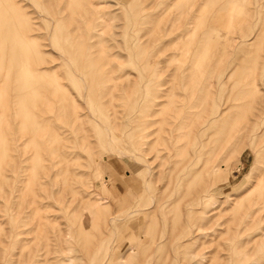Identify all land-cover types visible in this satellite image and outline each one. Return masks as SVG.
<instances>
[{"label":"rangeland","instance_id":"rangeland-1","mask_svg":"<svg viewBox=\"0 0 264 264\" xmlns=\"http://www.w3.org/2000/svg\"><path fill=\"white\" fill-rule=\"evenodd\" d=\"M10 2H12L13 5L12 3L10 4ZM53 2L54 0H0V10H2V14H5L3 16L0 14V21L2 20L1 16L3 18L8 16L7 20L5 18L6 21L3 19L4 22L2 21L0 23V26H2L0 27V29L2 28V33L0 31V43L1 39L8 36V38H12L11 41L13 42L12 44L8 41L9 39L2 41L3 46L0 49V53H2V55L4 54L2 62L3 72L6 71L7 73L8 66L6 67V65H11L9 63L11 61H13V67L11 66V69L14 68L16 71L19 70L17 69V64H15L17 62L14 63L16 60L14 58L16 54L22 52L21 55L19 54L18 56L20 57L22 54H26L21 58L23 59L24 57L23 60L26 66L30 67L27 68L31 71V81H34L35 87H38H36V90L31 91V93L29 91L26 93V91L22 90L23 93L21 94L20 92L21 96L19 95L20 97H17L20 99H23V97L27 98L25 106L26 108H28L27 106L29 105V107H31L28 108V110L32 113L29 117H32L29 119L27 118V122L33 124V129L31 131L27 130L26 133L19 134L21 133L19 132V118L17 120L14 114H12L16 112V108L18 107L16 103H12L14 100L13 98V100H11L12 102L9 111L6 113V115H8L7 118L10 119V123H15H13L11 131L14 126L15 128L12 133L9 131L10 136L12 135L11 137L9 136V148L12 154L8 151V154L11 155H8L3 163L0 162V168L4 165L0 169V207L3 203L2 209L0 210L2 211L0 212V224L6 230V232H4V229L2 228V233L8 234L9 232L8 235L5 234L7 238L4 236L1 238L4 234L0 235V247H3L0 248V264H22V261L25 262L23 264H43L44 262V264H51V262L52 264H264V259L261 258L264 252V243L255 242L242 244L241 242V239L246 237L248 233L252 231L249 230L248 226H246L243 221L244 212L242 211H245L244 205L252 198V196L246 197L245 191L252 182L255 181L257 177L256 175L259 174L262 165L264 166V155L262 157V155L259 154L258 158H256L255 155L256 151L260 148V142L264 141V122H261L262 126L259 125V122L264 119V0H56L54 3ZM82 2H84V5L81 8ZM2 6L6 7V10ZM83 8L85 10H83ZM11 11L14 13H12L13 17L9 16ZM5 12H8L7 15ZM71 15L74 17L72 18ZM10 18H15V20H11ZM12 21V25H8L11 24ZM2 23H4V25ZM15 27L17 30L13 29ZM23 28L27 32H24L25 30ZM6 29H10L9 31H11V33ZM18 29H20L21 33ZM14 31L16 33L18 31L19 35H16L19 37L15 35ZM3 33H5L6 36ZM11 34H13L12 37L10 36ZM21 40H24L22 45H20L22 42ZM15 41L17 44L19 43L18 46H21V50L19 48H15V50L13 49V47H17ZM89 42L91 44H89ZM5 43H8L6 44L7 46ZM86 43L88 44L84 46ZM9 45L10 47H8ZM11 45H13V47H11ZM23 45L27 46L25 49L26 51L22 49ZM4 47L6 48L4 49ZM7 49L8 51L10 50L9 53H6L8 52ZM13 50L17 52L20 51L18 53H13ZM10 54H13L12 57H9ZM34 54L37 55L35 56ZM6 56H8L7 59L9 60L4 58ZM18 56H16L17 59H21L18 58ZM29 57L34 59H28ZM91 57L94 58H92L93 61L97 62H93ZM34 63L37 66H35ZM5 67L7 69H4ZM95 70H97L98 73ZM11 71L12 77H14L13 75L18 76L15 71ZM85 72L89 73L86 74ZM82 73L84 77L82 76ZM86 78L88 79V82H84L86 81ZM104 78H108V80L105 79L104 82ZM40 82L42 83L40 84ZM43 82H47V85ZM85 83H87L88 88ZM39 84L40 86H38ZM92 84L95 85L93 86ZM47 86L50 88H46ZM94 87L96 88L94 89ZM112 88H115V90H112ZM40 89H42V93ZM63 89L65 91H63ZM89 89L90 91H88ZM14 91L15 89L12 94ZM111 91L113 94H110ZM161 91L164 96L166 95V97H160L161 99H164L162 101L157 97ZM67 92H69L68 96L66 95ZM51 93L54 95L53 98ZM27 94H31L33 98ZM186 96H188V98ZM194 96L196 97V102L202 105V108L210 109V105H214L213 109H215L220 103H225L226 105L225 101H227L228 105L230 100L232 103L234 102V107L231 108V110H229L218 122L222 125V129H219L222 130V132L218 130L219 133L216 134L215 141L217 138H219V140L227 138L228 140V147L226 145V149H219L220 152L215 150L216 152H219L217 158L218 162H215V164L220 163V166L217 165L219 168L215 170L216 173H208L210 172V169H208L210 167L209 163L207 168L194 175V177H192L193 179H191V176H186L187 178H182L180 176L178 170L179 167H176L178 165L176 161L181 158L180 155H183V152L181 149V152L176 150L173 151L172 148L175 146L177 141V139L175 141V138L178 135L173 126L177 120V111H179L185 103L188 105L187 102L191 101V98L194 99ZM37 97L40 100L37 99ZM62 97L63 99H61ZM64 98L67 100L65 101L66 106L64 105ZM160 102H164V104H161ZM158 103H160V106L158 105L157 107L155 104ZM72 105L74 106L72 107ZM12 106L13 108L17 107L12 109ZM45 106H48L49 108H46ZM56 106L57 108L60 106V108H58L59 111ZM75 106L77 108H75ZM66 107H70V110ZM63 109L66 112H64ZM159 110L161 111L158 112ZM0 111V119H2L0 120L1 126L5 119L4 115L2 116L3 112L1 104ZM35 111H38L40 114ZM60 111H63L66 115ZM154 111H156V113ZM149 112H151L152 115L155 113L153 116L150 115L152 116V119L148 116ZM55 113L58 117L54 116ZM157 113L159 114L157 115ZM70 114L77 115V118L74 115L72 118V115ZM259 114L262 115V118H256L259 117ZM10 116L12 119L9 118ZM69 116L72 120L74 119V121H72ZM64 117L71 121L68 120V122H66L67 120ZM148 120H157V123L154 127L147 129ZM16 122L18 126L16 125ZM81 122L83 123L81 124ZM34 123H36L35 127ZM81 125L83 127H81ZM170 125L173 126L174 129L171 128ZM45 127L48 128L46 129ZM228 127L233 128L234 131H232V133L236 134L232 141H229L230 137L227 135L228 130L225 129ZM70 128L71 130L69 131ZM223 128L225 130H223ZM46 130L49 135L46 134ZM153 131L155 132L152 136H148L147 139L144 138L146 132L150 134ZM172 133L174 134V137H172ZM209 134L205 136L206 138L209 137V139H207L208 142L206 141L207 143L205 142V145H201V149H198L199 151L201 150V153L199 152L198 156L200 155V158H203L204 161L203 159H199L200 162L196 163L197 166H201L202 162L205 163L210 156L211 158L213 157L210 155L211 149V153H214L212 144L208 145V143H210ZM17 135H19V137L21 136V139L17 138ZM32 135L39 142V146L36 147V149H38V156L36 150L31 148L32 144L30 145L29 142V138H31ZM169 135L173 140L168 139L170 138ZM73 136L76 138L75 140ZM68 138H70V140ZM164 139L170 142H167V145H170L169 147L171 150L168 149V152H170L167 153L168 159L164 163L162 162L163 165L160 166V158L157 157V159H151L153 155L149 154V150L152 148L150 153H155V149L163 146L161 144L164 142ZM152 140H155V142L152 144L151 148L149 147L150 145L146 146L144 144V141L149 143ZM172 142L174 143V146H171V144H173ZM182 142L185 141H181V143ZM191 144L193 145V142ZM70 145L75 151L72 150ZM188 147L192 148L191 145H188ZM1 151L3 153V150ZM1 151L0 155L2 154ZM51 151L53 153H50ZM171 152H173V154ZM55 154L57 155L55 156ZM178 154L180 155L178 156ZM37 157H41L43 161ZM21 160H23L22 163L20 162ZM15 161L18 163L17 165L15 164ZM52 161L53 163H51ZM256 162L260 166L258 165L257 167ZM20 163L23 165L21 166ZM67 163L68 165H64ZM80 164L82 166H80ZM83 164L85 167H83ZM14 165L16 167H14ZM18 165L20 166L17 167ZM9 166H12L13 168ZM14 168H17L15 169V173L20 168L17 174L14 173ZM44 168H47V170ZM64 169L69 170L67 171L68 173L64 171ZM42 171L44 173L47 172L46 175ZM49 171H54V174L52 173L53 176ZM36 172L38 173L37 176H39L37 177V181L41 179V182L39 181L38 184L40 185L42 183L40 186L37 185L38 182L33 178V176L36 175ZM9 175L11 176L9 177ZM63 175L64 177H62ZM101 175L104 176V178ZM5 177L10 180L6 181ZM19 177L21 179H19ZM12 178H15L13 179V182H11ZM81 178L84 183H82L83 181H81ZM113 178L121 179V181L116 179L113 180ZM102 180L107 182H103ZM34 181L37 183L35 182L33 184ZM72 181L74 183H72ZM79 181L82 185L78 187V185L81 184ZM115 181H118V185ZM30 182H32L31 184L33 185H31ZM188 182L192 184L190 185ZM193 182H195L194 185ZM205 182L206 184H204ZM68 183L69 186L71 183V186L74 185V188H72L74 190H70L71 186L70 189H68ZM129 183L133 185L128 186L130 185ZM75 184L77 187H75ZM83 184L85 190L83 189ZM185 184L187 186L190 185L189 187L191 191L188 190L187 186L184 187ZM203 184L207 191L206 210H214L205 213L203 212L204 206H201L197 210L198 213L194 216L190 217L188 212H185L184 214V211L187 210L188 198L190 197L189 192L192 193L196 189V186L200 188V185ZM61 186L65 187L64 190ZM118 186L121 188L127 186L128 188H123L125 191L123 190V192H119ZM1 187H3L5 193L4 191H1ZM46 187L47 190L49 188L48 191L46 190ZM81 187L83 188L81 189ZM186 187L187 190L184 189ZM36 188L40 190H37ZM112 188H115L114 191ZM66 189H68L67 192ZM110 189L112 190L111 195ZM133 189L134 192H129ZM26 190L29 191L27 192ZM33 190L34 192L36 191L35 193L38 192L35 196L40 198L36 197L39 201L35 196L33 198L36 200L32 198L33 195L31 193ZM116 190L118 192H116ZM182 191H184L185 194ZM6 192L7 195H5ZM77 192L80 193V196H78L79 194ZM27 193L32 196L29 197V194ZM117 193L119 194L117 195ZM48 194L49 196H47ZM134 194H136V196ZM210 194L211 196H209ZM27 197L28 199H26ZM22 199L23 202L21 203L20 201H22ZM55 199L61 204H58L57 200V203L55 204ZM129 199L130 201H128ZM85 200L86 202H89L85 203ZM6 201L7 204L5 205ZM222 201H226V203H221ZM236 201H240V204H236ZM63 202H65L66 205ZM19 203L22 205H19ZM51 203L52 206H49ZM76 205H78V207ZM80 205L83 207L82 209ZM136 205L145 206L144 208L146 210L144 212H135L132 208ZM74 206L77 208V211H79L77 214V211L73 210ZM237 206L239 208H237ZM9 207L10 209H8ZM33 207L36 208L34 209ZM46 207H48V209H46ZM52 207L55 209L54 211H51L53 210ZM66 207L67 211L65 210ZM19 209L23 212H20ZM40 209H45V212ZM70 209L72 211H70ZM84 209L88 212L85 210V213ZM155 209H157V211ZM18 210L20 215L22 214L24 218L20 215L18 217ZM14 211L15 215L12 213ZM80 211L83 212L81 213ZM94 211H97L98 213ZM70 212H74L75 215ZM8 214H10V216ZM78 216H80V219ZM35 217H40L37 219L40 220L39 223ZM105 217L106 221H110H108L109 224H105L107 223L104 221ZM71 218L75 220L74 223H72L73 220H71ZM195 219L198 220L196 221ZM35 220L36 222H34ZM43 220L46 222H43ZM35 223L38 224L36 225ZM13 224L15 225L13 226ZM22 224L24 225L22 226ZM76 224L79 225V227ZM35 225L37 226L36 230L34 228ZM39 225L40 227L43 225L48 228L50 235L54 232L49 240H52L54 236L56 237V234L57 236L62 235L60 243H62L63 246L60 249L57 246L56 249H52L54 252L49 254L48 258L45 257L47 256L45 247V255L41 252L43 248L41 247L40 249V246L43 245H39V241H41L38 239V236L41 235V229L40 227L38 228ZM43 226L41 227L42 229L44 228ZM52 226L53 228L51 229ZM54 226H56L55 228L61 229L59 231L58 229L52 231ZM97 226H99L100 229L99 227L97 228ZM26 228L28 229L25 230ZM80 228L82 229L80 230ZM37 229L38 232H36ZM81 231L82 233L87 232L88 235L87 233H84L86 236L84 234L80 236ZM23 232L25 235L27 232V235L29 236L32 233L35 235V238H30L33 235L29 238L27 235H23L22 237V234H24ZM89 232H94V235L96 236H93V234H90ZM130 232H133L132 235ZM34 233H38V235L36 236ZM133 234H136V236L134 237ZM17 235H19V237H17ZM77 235L78 237H81H79L81 243L79 238L77 239ZM12 236L13 239L16 238L14 241ZM82 238H85L84 243H89L87 246L86 244H82ZM36 239H38V241H36ZM3 240L6 241V243L2 242ZM31 240H34L32 241V244H35L33 247H36L37 245L38 247L31 248ZM90 240L91 242H89ZM50 243L53 244L54 240L50 241ZM19 246H21V248ZM22 246L23 248H26V254L24 253L25 248L22 252ZM29 246L31 252L33 251L32 253L30 252V248H27ZM58 246L61 245L59 244ZM35 250L36 252H34ZM87 250H89L90 253L92 252V255ZM3 251L5 252L2 253ZM38 252H40V254L42 253L39 257L37 255ZM19 253H22L24 259ZM26 255H28V259ZM29 255L33 256L30 257ZM35 255H37V257ZM42 255L44 256L41 257ZM49 256L51 257L50 259ZM43 258L49 260L46 262V260L43 261ZM106 258L108 259L106 260Z\"/></svg>","mask_w":264,"mask_h":264},{"label":"bare ground","instance_id":"bare-ground-1","mask_svg":"<svg viewBox=\"0 0 264 264\" xmlns=\"http://www.w3.org/2000/svg\"><path fill=\"white\" fill-rule=\"evenodd\" d=\"M7 1V0H6ZM56 0H54V2H55ZM59 1V0H58ZM2 2V1H1ZM53 2V3H54ZM78 2V1H77ZM9 3V2H8ZM7 3V4H8ZM12 2H10V4H11ZM30 3V2H29ZM52 3V4H53ZM67 3V2H66ZM75 3V2H74ZM81 3V2H80ZM84 2H82V6H81V8L83 7V4ZM86 4V3H85ZM12 5H13V3H12ZM17 5V4H16ZM67 5V4H66ZM76 5V4H75ZM1 6V5H0ZM4 6V5H3ZM2 6V7H3ZM6 6V5H5ZM8 7H9V5H8ZM7 7V8H8ZM14 7V6H13ZM16 7V6H15ZM1 8V7H0ZM3 8H5V10H6V7H3ZM66 8V7H65ZM85 8V7H84ZM83 8V10H85ZM91 8V7H90ZM9 9V8H8ZM21 9V8H20ZM65 10V9H64ZM76 10V9H75ZM1 11V13L0 14H2V10H0ZM58 11V10H57ZM67 11V10H66ZM23 12V11H22ZM87 12V11H86ZM201 12V11H200ZM199 12V13H200ZM6 13V12H5ZM8 13V12H7ZM7 13H6V15H7ZM12 11H11V14L9 15V16H11V17H13L12 16ZM18 13V12H17ZM17 13H16V15H17ZM24 13V12H23ZM76 13V12H75ZM79 13V12H78ZM14 14V13H13ZM26 14V13H25ZM88 14V13H87ZM3 15H5V14H2V16ZM15 15V16H16ZM1 16V21H0V23L3 21V19L5 20V18H6V20L8 19V16L7 17H5V18H3ZM19 16V15H18ZM72 16V15H71ZM24 17V16H23ZM26 17V16H25ZM74 16H72V18H73ZM65 18V17H64ZM11 19V18H10ZM9 19V20H10ZM13 19V18H12ZM11 19V20H12ZM17 19V18H16ZM5 20V21H6ZM13 20H15V18L13 19ZM16 21H18V20H16ZM55 21V20H54ZM4 22V21H3ZM9 23V22H8ZM7 23V24H8ZM12 23H13V21L11 22V24H8V25H12ZM18 23V22H17ZM54 23V22H53ZM3 25H4V23H2ZM1 25V24H0ZM7 25V26H8ZM24 25V24H23ZM54 25V24H53ZM10 26H8V27H10ZM16 26V25H15ZM19 26V25H18ZM21 26V25H20ZM0 27H2V26H0ZM22 28V27H21ZM12 29V28H11ZM13 29H16V27L15 28H13ZM24 29V28H23ZM22 29V30H23ZM62 29V28H61ZM2 30V28L0 29V31ZM3 30H5V29H3ZM6 30H8V32H10L11 33V31H9L10 29H6ZM17 30V29H16ZM15 30V31H16ZM19 30V32H20V29H18ZM25 30V29H24ZM14 31V32H15ZM5 32V31H4ZM24 32H27L26 30L24 31ZM92 32H93V30H92ZM1 33H2V31H1ZM21 33V32H20ZM61 33V32H60ZM4 35H5V33H3ZM9 34V33H8ZM7 34V35H8ZM14 34V33H13ZM13 34H11L10 36L12 37L13 36ZM19 35L18 34V31H17V33L15 32V35ZM25 34H27V33H25ZM16 35V36H17ZM24 35V34H23ZM1 36V35H0ZM3 36V35H2ZM6 36V35H5ZM29 36V35H28ZM58 36H59V34H58ZM9 37V36H8ZM8 37H5L4 39H1V43H0V49H1V47L3 46V43H2V41L3 40H6V39H9L8 41H10L12 44H13V42L11 41L12 40V38L10 39V38H8ZM15 37V36H14ZM17 37H19V36H17ZM17 37H15V38H17ZM32 37V36H31ZM63 37V36H62ZM90 37V36H89ZM14 38V39H15ZM25 38H26V36H25ZM24 38V39H25ZM30 38V37H29ZM23 39V38H22ZM32 39V38H31ZM88 40V39H87ZM16 41H18V40H16ZM15 41V42H16ZM22 41V42H21ZM21 41H19V42H21V44L20 45H22V43H23V41L24 40H21ZM5 42V41H4ZM9 42V43H10ZM27 42H28V40H27ZM33 43V42H32ZM6 44H8V43H5V45ZM15 44H17V42L15 43ZM14 44V45H15ZM24 44H25V42H24ZM88 43H86V44H84V46L85 45H87ZM89 44H91L90 42H89ZM95 44V43H94ZM19 45V43L16 45L17 47H13V45H11V47H13V49L15 50V48H21V46H18ZM119 45V44H118ZM145 45V44H144ZM7 46V45H6ZM32 46V45H31ZM36 46V45H35ZM38 46V45H37ZM8 47H10V45L8 46ZM24 47V48H23ZM29 47V46H28ZM68 47V46H67ZM90 47V46H89ZM6 47H4V49H5ZM27 48V46H25V45H23L22 46V49H26ZM86 48V47H85ZM111 48V47H110ZM8 49H10V48H8ZM8 49H7V51H8ZM28 49H30V48H28ZM84 49V48H83ZM11 50H12V48H11ZM12 51L13 53L15 52H17V51ZM21 50V49H20ZM19 50V51H20ZM37 50V49H36ZM70 50V49H69ZM90 50H92V49H90ZM5 51V50H4ZM18 51V52H19ZM23 51V50H22ZM26 51V50H25ZM24 51V52H25ZM86 51V50H85ZM84 51V52H85ZM1 52V51H0ZM6 52V51H5ZM5 52H3V53H5ZM10 52V50L8 51V52H6V53H9ZM17 52V53H18ZM28 52H30V51H28ZM38 52V51H37ZM41 52V51H40ZM39 52V53H40ZM54 52V51H53ZM90 52V51H89ZM21 53L22 52H20V53H18V54H16L15 55V58L14 59H16L15 61H14V63L15 62H17V63H15V64H17L16 66H17V69H19V70H17L16 71V69L14 70V68H12L11 69V66H12V63H13V61H11V59H10V61L11 62H9L11 65H6V67L8 68V70H7V73H6V71L5 72H3V55H2V53H0L1 55H0V104H1V109H2V112H3V114H2V116L4 115V122L1 124V126H0V149L1 150H3V153H2V151H1V155H0V162L1 163H3V161L5 160V158L6 157H8V155H11L12 153H11V151H10V148H9V138L12 136H10V132L12 133V131H14V128H15V126H14V128H13V130L11 131V127H12V125H13V123L14 122H12V123H10V119H8L7 118V116L8 115H6V113H8V111H9V108H10V106H11V100H13V102L12 103H16V105L18 106H16V107H14L13 108V106H12V109H15L16 108V112H14V113H12V114H14V116L17 118V120H18V118H19V132H21V133H19V134H24V132L26 133L27 132V130H29V131H31L32 129H33V124L31 123V122H27V118L29 119V118H31V117H29L30 115H32V113L30 112V110H28V108H31V107H29V106H27L28 108H26V106H25V103H26V99L27 98H24L23 97V99H20V98H17L19 95H20V92H21V94L23 93L22 92V90L23 91H26V93H28L27 91H29L30 93H31V91H34V90H36V87H35V83H34V81L32 82L31 81V71L27 68V67H29V66H26V64H25V62H24V57H23V59L21 58L22 56H25L26 54H22V56H18L19 54L21 55ZM35 53V52H34ZM71 53V52H70ZM41 54V53H40ZM83 54V53H82ZM12 55L13 54H10V56L9 57H12ZM33 55V54H32ZM35 55V54H34ZM37 55V54H36ZM35 55V56H36ZM42 55H44V54H42ZM93 55V54H92ZM16 56H18V58H21V59H17V57ZM38 56H39V54H38ZM7 57L8 56H6V57H4V58H6V60H9V59H7ZM64 57V56H63ZM80 57V56H79ZM84 57H85V55H84ZM83 57V58H84ZM100 57V56H99ZM82 58V57H81ZM80 58V59H81ZM88 58V57H87ZM92 58L93 57H91V60H92ZM13 59V58H12ZM28 59H31L30 57L28 58ZM34 59V58H33ZM33 59H31V60H33ZM35 59H36V57H35ZM44 59H45V56H44ZM67 59V58H66ZM94 59V58H93ZM5 60V59H4ZM19 62H18V61ZM22 60V61H21ZM38 60V59H37ZM84 60V59H83ZM86 60V59H85ZM90 60V61H91ZM100 60H101V58H100ZM105 60V59H104ZM103 60V61H104ZM115 60V59H114ZM77 61H79V60H77ZM93 61V60H92ZM91 61V62H92ZM7 62V61H6ZM82 62V61H81ZM84 62V61H83ZM93 62H97V61H93ZM114 62V61H113ZM33 63V62H32ZM45 63H46V61H45ZM86 63V62H85ZM102 63V62H101ZM104 63V62H103ZM110 63V62H109ZM196 63V62H195ZM35 64V63H34ZM43 64V63H42ZM72 64V63H71ZM82 64V63H81ZM80 64V65H81ZM97 64H99V63H97ZM146 64V63H145ZM32 65V64H31ZM83 65H84V63H83ZM111 65V64H110ZM16 66H15V68H16ZM35 66H37L36 64H35ZM95 66V65H94ZM103 66V65H102ZM101 66V67H102ZM4 68V69H7V68ZM13 67V66H12ZM64 67V66H63ZM89 67V66H88ZM109 67V66H108ZM30 68V67H29ZM37 68V67H36ZM90 68V67H89ZM117 68V67H116ZM13 70V71H15L16 73V75H18V76H15V75H13L14 77H12L11 76V70ZM32 69V68H31ZM39 69V68H38ZM93 69V68H92ZM99 69H100V66H99ZM111 69V68H110ZM151 69V68H150ZM40 70V69H39ZM47 70V69H46ZM79 70V69H78ZM84 70V69H83ZM89 70V69H88ZM11 71V72H10ZM35 71V70H34ZM34 71H32V72H34ZM43 71V70H42ZM85 71V70H84ZM93 71V70H92ZM95 71H97V70H95ZM81 72V71H80ZM116 72V71H115ZM6 75H5V74ZM38 73V72H37ZM75 73V72H74ZM86 74H88L89 72H85ZM85 73H84V75H85ZM92 73V72H91ZM97 73H98V71H97ZM44 74V73H43ZM76 74V73H75ZM45 75V74H44ZM47 75H48V73H47ZM52 75V74H51ZM55 75V74H54ZM89 75H91V74H89ZM57 76V75H56ZM82 76H83V73H82ZM88 76V75H87ZM96 76V75H95ZM55 77V76H54ZM57 77H59V76H57ZM81 77V76H80ZM84 77V76H83ZM89 77V76H88ZM32 78H33V76H32ZM46 78V77H45ZM89 78H91V77H89ZM103 78V77H102ZM54 79V78H53ZM84 79V78H83ZM105 79L106 78H104V82H105ZM34 80V79H33ZM47 80V79H46ZM60 80V79H59ZM91 80V79H90ZM106 80H108V78L106 79ZM110 80V79H109ZM38 81H41V80H38ZM42 81H43V78H42ZM103 81V80H102ZM53 82V81H52ZM84 82H88V79L86 78V81H84ZM90 82V81H89ZM95 82V81H94ZM125 82V81H124ZM39 83V82H38ZM42 82H40V84H41ZM44 84H46L45 82H43ZM33 84H34V88H33ZM40 84L38 85V86H40ZM60 84V83H59ZM78 84V83H77ZM86 84V87L88 88V86H87V83H85ZM114 84V83H113ZM118 84V83H117ZM129 84V83H128ZM12 85H14V86H12ZM47 85V84H46ZM45 85V86H46ZM93 85V84H92ZM95 85V84H94ZM93 85V86H94ZM105 85H106V83H105ZM108 85V84H107ZM110 85V84H109ZM44 86V85H43ZM42 86V87H43ZM49 86V85H48ZM46 87V88H50V87ZM59 86H61V85H59ZM63 86V85H62ZM54 87V86H53ZM89 87H90V85H89ZM113 87V86H112ZM114 87H115V85H114ZM117 87V86H116ZM124 87V86H123ZM38 88V87H37ZM40 88V87H39ZM56 88V87H55ZM55 88H52V89H55ZM64 88V87H63ZM86 88V89H87ZM96 87H94V89H95ZM125 88V87H124ZM11 89H15V91H14V93L12 94V92H13V90H11ZM57 89V88H56ZM92 89V88H91ZM98 89H99V87H98ZM101 89V88H100ZM41 90V93H42V89H40ZM40 90H38V91H40ZM97 90V89H96ZM112 90H115V88H112ZM118 90V89H117ZM11 91V92H10ZM44 91H46V90H44ZM63 91H65L64 89H63ZM88 91H90V89L88 90ZM36 92V91H35ZM46 92H48V91H46ZM50 92H52V91H50ZM54 92V91H53ZM98 92V91H97ZM58 93H59V91H58ZM57 93V94H58ZM69 92H67L66 93V95L68 96L69 94H68ZM93 93H94V91H93ZM99 93V92H98ZM102 93V92H101ZM120 93V92H119ZM125 93H127V92H125ZM24 94H25V92H24ZM39 94H40V92H39ZM100 94V93H99ZM110 94H113V92L111 91V93ZM209 94V93H208ZM28 95V94H27ZM27 95H25V96H27ZM30 95V97L31 98H33L32 96H31V94H29ZM28 95V96H29ZM51 95H52V98H53V94L51 93ZM50 95V96H51ZM62 95V94H61ZM21 96V95H20ZM19 96V97H20ZM22 96H24V95H22ZM36 96V95H35ZM59 96H60V94H59ZM90 96H91V92H90ZM105 96V95H104ZM111 96V95H110ZM113 96V95H112ZM115 96V95H114ZM123 96V95H122ZM161 96H164L163 95V93H162V91L158 94V98H160ZM10 97H11V99H10ZM29 97V98H30ZM72 97V96H71ZM96 97V96H95ZM164 97H166V95L164 96ZM187 98H188V96H186ZM191 97H193V96H191ZM195 97V96H194ZM211 97V96H210ZM13 98V99H12ZM28 98V99H29ZM51 98V99H52ZM59 98V97H58ZM111 98V97H110ZM114 98V97H113ZM163 98V97H162ZM186 98V99H187ZM37 99H39L38 97H37ZM45 99V98H44ZM49 99V98H48ZM61 99H63V97L61 98ZM69 99H70V96H69ZM104 99V98H103ZM117 99V98H116ZM190 99V98H189ZM193 98H191V101H188L187 103H188V105H186V103H185V105H183V107L179 110V111H177V120L175 121V125L173 124V126L175 127V129L173 128V126H171V128H173L174 130H176V132L178 133V135H177V137L175 138V141H176V139H177V141H176V143H175V146H174V143L173 144H171V146H174L172 149H173V151L174 150H176V151H180V149L182 150V152H183V155H180V154H178V156L180 155L181 156V158H179V160L178 161H176V163L178 164L176 167L178 168V170H179V172H180V176L183 178V177H186V176H191V179H193L192 177H194V175H196L197 173H200V172H202L205 168H207L208 167V164L210 163V167L208 168V169H210V172H208V173H214L215 172V170L216 169H218L219 168V166H220V163H217V164H215V162L217 161V158H218V153L220 152V150L219 149H226L227 147H228V140H227V138H222L221 140H219V138H217L216 139V141H215V136H216V134L217 133H219V131L220 132H222V130H219L220 128L222 129V125H220L218 122H219V120H221L226 114H227V112L229 111V110H231V108H233L234 107V102L232 103V101H231V103H230V101H229V103H230V105H229V103H228V105H227V101H225L226 102V105H225V103L223 104V103H220L218 106H216L215 107V109H213L214 108V105L212 106V105H210V109H207V108H202V105H200L199 103H197L196 102V97L192 100ZM202 99V98H201ZM36 100V99H35ZM35 100H34V102H35ZM40 100V99H39ZM54 100H55V98H54ZM84 100V99H83ZM98 100V99H97ZM105 100H106V98H105ZM108 100V99H107ZM110 100H112V99H110ZM160 100L162 101V100H164V99H161L160 98ZM211 100V99H210ZM234 100V99H233ZM29 101V100H28ZM32 101V100H31ZM30 101V102H31ZM58 101H59V99H58ZM58 101L56 100V102L58 103ZM64 105H65V101H67V100H65V98H64ZM113 101V100H112ZM186 101V100H185ZM29 102V103H30ZM33 102V103H34ZM37 102V101H36ZM47 102H48V100H47ZM49 102H50V100H49ZM51 102H53V101H51ZM55 102V101H54ZM60 102V101H59ZM166 102V101H165ZM38 103V102H37ZM73 103V102H72ZM75 103V102H74ZM112 103V102H111ZM161 103V102H160ZM160 103H158V104H155L157 107H158V105L160 104ZM60 104V103H59ZM58 104V105H59ZM69 104V103H68ZM76 104V103H75ZM161 104H164V102L163 103H161ZM211 104V103H210ZM35 105V104H34ZM34 105H33V107H34ZM36 105H38V104H36ZM45 105V104H44ZM48 105H50V104H48ZM57 105V106H58ZM63 105V106H64ZM81 105V104H80ZM96 105V104H95ZM98 105V104H97ZM118 105V104H117ZM225 105V106H224ZM42 106V105H41ZM51 106V105H50ZM57 106H56V108H57ZM66 106V105H65ZM65 106H64V108H65ZM69 106V105H68ZM74 105H72V107H73ZM77 106V105H76ZM75 106V108H77ZM84 106V105H83ZM155 106V107H156ZM160 106V105H159ZM46 107V106H45ZM71 107V106H70ZM69 107V108H70ZM41 108V107H40ZM42 108H44V107H42ZM46 108H49L48 106L46 107ZM46 108H45V110H46ZM51 108V107H50ZM53 108V107H52ZM58 108H60V106L58 107ZM57 108V110L59 111V109ZM63 108V107H62ZM67 108V107H66ZM69 108H67V109H69ZM85 108V107H84ZM112 108H113V106H112ZM160 108V107H159ZM184 108H186V109H184ZM11 109V110H12ZM66 109V110H67ZM86 109V108H85ZM11 110H10V112H11ZM32 110V109H31ZM34 110H35V108H34ZM37 110V109H36ZM70 110V109H69ZM79 110V109H78ZM77 110V111H78ZM38 111H40V110H38ZM36 112V113H39V112ZM63 111H64V109H63ZM62 111V112H63ZM75 111H76V109H75ZM96 111V110H95ZM157 111V110H156ZM156 111H154L155 113H156ZM161 110H159L158 112H160ZM245 111V110H244ZM1 112V111H0ZM13 112V111H12ZM33 112V111H32ZM61 112V111H60ZM61 112V113H62ZM64 112H66V111H64ZM63 112V114H65ZM68 112V111H67ZM152 112V111H151ZM151 112H149L148 114V116H149V118L150 119H152V116L155 114H153L152 115V113ZM34 113V112H33ZM43 113V112H42ZM45 113V112H44ZM46 113H47V110H46ZM58 113V112H57ZM75 113V112H74ZM89 113V112H88ZM97 113V112H96ZM113 113V112H112ZM117 113V112H116ZM115 113V114H116ZM10 114V113H9ZM11 114V115H12ZM40 114V113H39ZM48 114H49V111H48ZM48 114H46V115H48ZM76 114H77V112H76ZM79 114V113H78ZM90 114V113H89ZM114 114V113H113ZM159 113H157V115H158ZM66 115V114H65ZM68 115H69V113H68ZM70 115H72V114H70ZM74 115V114H73ZM73 115H72V118H73ZM150 115H152V116H150ZM160 115H162V114H160ZM6 116V117H5ZM13 116V117H14ZM54 116H57L56 115V113H55V115ZM74 116H76V118H77V115H74ZM259 117H256V118H262V115L261 114H259L258 115ZM34 117H36V116H34ZM48 117V116H47ZM58 117V116H57ZM56 117V118H57ZM67 117V116H66ZM70 117V116H69ZM68 117V118H69ZM155 117V116H154ZM2 118V117H1ZM9 118H11L12 119V117L10 116ZM37 118V117H36ZM35 118V119H36ZM52 118V117H51ZM65 118V117H64ZM71 118V117H70ZM72 118H71V120H72ZM75 118V117H74ZM81 118V117H80ZM38 119V118H37ZM55 119V118H54ZM67 121L66 122H68V120H70V119H67V118H65ZM83 119V118H82ZM0 120H2V119H0ZM16 120V119H15ZM15 120H13V121H15ZM42 120V119H41ZM59 120V119H58ZM70 120V121H71ZM77 120V119H76ZM30 121V120H29ZM34 121V120H33ZM32 121V122H33ZM45 121V120H44ZM72 121H74V119L72 120ZM81 121V120H80ZM115 121H116V118H115ZM163 121V120H162ZM161 121V122H162ZM146 122V121H145ZM159 122V121H158ZM171 122V121H170ZM261 122H264V119L263 120H261L260 122H259V125H261L262 126V123ZM37 123V122H36ZM36 123H34V127H35V124ZM51 123V122H50ZM83 122H81V124H82ZM156 123H157V120L156 121H152V120H148L147 121V129L148 128H151V127H154L155 125H156ZM15 124V123H14ZM45 124V123H44ZM73 124V123H72ZM160 124V123H159ZM163 124V123H162ZM168 124H169V122H168ZM172 124V123H171ZM16 125H17V122H16ZM47 125V124H46ZM68 125V124H67ZM77 125H78V123H77ZM18 126V125H17ZM40 126V125H39ZM48 126V125H47ZM63 126V125H62ZM71 126V125H70ZM169 126V125H168ZM81 127H83L82 125H81ZM143 127V126H142ZM37 128V127H36ZM35 128V129H36ZM46 129L48 128V127H45ZM72 128V127H71ZM71 128L69 129V131L71 130ZM170 128V127H169ZM75 129V128H74ZM172 129V130H173ZM225 129H227L228 130V133H227V135L230 137V139H229V141H232V139H234V137H235V133L233 134L232 133V131H234V129L233 128H230V127H228V128H225ZM224 128H223V130H225ZM76 130V129H75ZM145 130V129H144ZM167 130V129H166ZM169 130H171V129H169ZM173 130V131H174ZM219 130V131H218ZM10 131V132H9ZM36 131V130H35ZM39 131V130H38ZM85 131V130H84ZM165 131V130H164ZM168 131V130H167ZM209 131H210V134H209ZM16 132H18V131H16ZM32 132H34V131H32ZM37 132V131H36ZM75 132V131H74ZM76 132H77V130H76ZM154 132L155 131H153L152 133H145V136H144V138L145 139H147L148 138V136H152L153 134H154ZM156 132H157V130H156ZM161 132V131H160ZM166 132V131H165ZM169 132V131H168ZM256 132V131H255ZM15 133V132H14ZM29 133H31V132H29ZM143 133V132H142ZM167 133V132H166ZM238 133V132H237ZM262 133V132H261ZM260 133V134H261ZM46 134H48L47 133V130H46ZM45 134V135H46ZM66 134V133H65ZM72 134V133H71ZM82 134V133H81ZM109 134H110V132H109ZM149 134V135H148ZM168 134V133H167ZM173 134V133H172ZM171 134V135H172ZM174 134L176 135V133L174 132ZM174 134H173V136L172 137H174ZM207 134H209V136H210V143H208V145L209 144H212V147H213V149H214V153H211V150H210V155H212L213 157L211 158V156H210V158L209 159H207L206 161H205V163L204 162H202V164H201V166H197L196 165V163H199L200 162V160H202L200 157V155L198 156V153L201 151H199L198 149H201L200 147H202L201 145H205V142L207 141L208 142V140L207 139H209V137L208 138H206L205 136L207 135ZM259 134V135H260ZM27 135H29V134H27ZM43 135V134H42ZM49 135V134H48ZM90 135V134H89ZM166 135V134H165ZM254 135V134H253ZM10 136V137H9ZM18 137L17 138H19V139H21V136L19 137V135H17ZM26 136V135H25ZM25 136H23V137H25ZM30 136V135H29ZM41 136V135H40ZM44 136V135H43ZM80 136V135H79ZM92 136V135H91ZM22 137V138H23ZM37 137V136H36ZM59 137H60V135H59ZM75 137H76V135H75ZM83 137V136H82ZM90 137V136H89ZM110 137V136H109ZM117 137V136H116ZM167 137V136H166ZM169 137H170V135H169ZM172 137H170V138H168V139H171V140H173V138ZM241 137V136H240ZM15 138H16V136H15ZM42 138H44V137H42ZM72 138V137H71ZM73 138H74V136H73ZM111 138V137H110ZM69 140H70V138H68ZM76 138H74V140H75ZM86 139V138H85ZM11 140V139H10ZM110 140V139H109ZM56 141V140H55ZM63 141V140H62ZM67 141V140H66ZM82 141V140H81ZM174 141V142H175ZM181 141H185V142H182L181 143ZM212 141V142H211ZM13 142V141H12ZM19 142V141H18ZM29 142H30V145H31V148H34L35 150H36V152L38 151V149H36V147H38L39 146V142L35 139V137L32 135L31 136V138H29ZM49 142V141H48ZM69 142H71V141H69ZM155 142V140H152L151 142H146V141H144V144L147 146V145H150L149 147L151 148V146H152V144ZM167 142H168V140H166V139H164V142H162V144L161 145H163V146H160V148H158V149H155V153L153 152V153H150V150H152V148L149 150V154H152L153 156H152V158L151 159H157V157L158 158H160V166H162L163 165V163L168 159L167 158V153H170V152H168V149H170V145H167ZM193 142V145L191 144ZM206 142V143H207ZM17 143V142H16ZM15 143V144H16ZM26 143H27V141H26ZM59 143V142H58ZM168 143H170V142H168ZM14 144V143H13ZM56 144V143H55ZM72 144V143H71ZM95 144V143H94ZM115 144H116V141H115ZM114 144V145H115ZM122 144V143H121ZM107 145V144H106ZM120 145V144H119ZM188 145L190 146H192V148L191 147H188ZM226 145H227V147H226ZM49 146V145H48ZM69 146V145H68ZM68 146H66V147H68ZM71 146V145H70ZM108 146V145H107ZM121 146V145H120ZM72 147V146H71ZM75 147V146H74ZM206 147H208V146H206ZM205 147V148H206ZM14 148V147H13ZM65 148V147H64ZM27 149V148H26ZM63 149V148H62ZM66 149V148H65ZM71 149V148H70ZM69 149V150H70ZM192 149V150H191ZM203 149V148H202ZM207 149V148H206ZM48 150H50V149H48ZM56 150V149H55ZM59 150V149H58ZM57 150V151H58ZM72 150H74L73 149V147H72ZM97 150V149H96ZM166 152H165V151ZM171 150V149H170ZM169 150V151H170ZM215 150H217V151H219V152H216ZM8 151H9V153H11V154H8ZM23 151H25V150H23ZM75 151V150H74ZM99 151V150H98ZM26 152V151H25ZM28 152V151H27ZM45 152V151H44ZM67 152V151H66ZM181 152V151H180ZM184 152H185V154H184ZM202 152H204V151H202ZM16 153V152H15ZM33 153V152H32ZM48 153V152H47ZM46 153V154H47ZM50 153H53L52 151L50 152ZM58 153V152H57ZM68 153V152H67ZM88 153H90V152H88ZM95 153V152H94ZM93 153V154H94ZM172 154H173V152H171ZM176 153V152H175ZM174 153V154H175ZM201 153V152H200ZM59 154V153H58ZM92 154V155H93ZM171 154V155H172ZM262 155V157H263V155H264V141H262V142H260V148H259V150L258 151H256V153H255V155H256V158H258V155ZM25 155H26V153H25ZM29 155V154H28ZM40 155H42V154H40ZM57 154H55V156H56ZM60 155V154H59ZM176 155V154H175ZM208 155V154H207ZM223 155V154H222ZM37 156H38V152H37ZM43 156H45V155H43ZM62 156V155H61ZM73 156V155H72ZM71 156V157H72ZM177 156V157H178ZM205 156V155H204ZM13 157V156H12ZM35 157V156H34ZM47 157V156H46ZM48 157H49V155H48ZM170 157H173V156H170ZM175 157V156H174ZM205 157H207V156H205ZM9 158H10V156H9ZM24 158H25V156H24ZM23 158V159H24ZM37 158H39V159H41V157H37ZM51 158V157H50ZM57 158V157H56ZM63 158V157H62ZM65 158V157H64ZM121 158V157H120ZM176 158V157H175ZM264 158V157H263ZM14 159V158H13ZM38 159V160H39ZM67 159V158H66ZM200 159V160H199ZM9 160V159H8ZM17 160V159H16ZM42 160V159H41ZM48 160V159H47ZM53 160V159H52ZM70 160V159H69ZM85 160V159H84ZM199 160V161H198ZM210 160V161H209ZM11 161V160H10ZM9 161V162H10ZM18 161V160H17ZM22 161L23 160H21L20 162L22 163ZM43 161V160H42ZM55 161V160H54ZM67 161H68V159H67ZM66 161V162H67ZM149 161V160H148ZM203 161H204V159H203ZM257 161H258V159H257ZM260 161V160H259ZM6 162H8V161H6ZM25 162V161H24ZM57 162V161H56ZM85 162V161H84ZM93 162V161H92ZM163 162V163H162ZM218 162V161H217ZM20 163V165L22 166L23 164H21ZM40 163H41V161H40ZM51 163H53V161L51 162ZM94 163H97V162H94ZM257 163V162H256ZM15 164L17 165L18 163H16V161H15ZM34 164V163H33ZM45 164V163H44ZM71 164V163H70ZM93 164V163H92ZM7 165V164H6ZM11 165H13V164H11ZM20 165H18L17 167H19ZM61 165V164H60ZM64 165H68V163L67 164H64ZM73 165H75V164H73ZM78 165V164H77ZM217 165H219L218 167H217ZM258 163H257V167H258ZM2 166H4V165H2ZM2 166H1V168H2ZM37 166V165H36ZM35 166V167H36ZM42 166H43V164H42ZM46 166H47V164H46ZM50 166V165H49ZM48 166V167H49ZM71 166V165H70ZM80 166H82L81 164H80ZM97 166V165H96ZM260 166V165H259ZM9 167H12V166H9ZM14 167H16L15 165H14ZM31 167V166H30ZM56 167V166H55ZM61 167H62V165H61ZM65 167V166H64ZM83 167H85L84 166V164H83ZM98 167V166H97ZM0 168V169H1ZM13 168V167H12ZM54 168V167H53ZM68 168V167H67ZM70 168V167H69ZM76 168V167H75ZM78 168V167H77ZM100 168V167H99ZM162 168V167H161ZM254 168V167H253ZM259 168H261V167H259ZM4 169V168H3ZM7 169H8V167H7ZM15 169H17V168H14V173H15ZM20 169V168H19ZM19 169H18V171H19ZM37 169V168H36ZM45 169V168H44ZM58 169V168H57ZM74 169V168H73ZM152 169V168H151ZM150 169V170H151ZM45 170H47V168L45 169ZM52 170V169H51ZM56 170V169H55ZM59 170V169H58ZM62 170V169H61ZM82 170H83V168H82ZM97 170V169H96ZM258 170V169H257ZM18 171H16V173L15 174H17V172ZM64 171H69V170H65L64 169ZM79 171V170H78ZM206 171V170H205ZM11 172V171H10ZM40 172V171H39ZM43 172V171H42ZM50 173H51V175H52V173L54 172H52V171H49ZM56 172H57V170H56ZM60 172V171H59ZM71 172V171H70ZM85 172V171H84ZM101 172V171H100ZM126 172V171H125ZM151 172V171H150ZM207 172H206V174H207ZM6 173V172H5ZM41 173V172H40ZM39 173V174H40ZM44 173V172H43ZM46 173L47 172H45L44 174L46 175ZM61 173V172H60ZM68 173V172H67ZM82 173V172H81ZM97 173V172H96ZM95 173V174H96ZM161 173V172H160ZM160 173H158V174H160ZM177 173V172H176ZM216 173V172H215ZM218 173V172H217ZM14 174V175H15ZM32 174V173H31ZM37 172H36V175H34L33 176V178H34V180H36L37 181V177H39V176H37ZM54 174V173H53ZM57 174V173H56ZM62 174V173H61ZM92 174V173H91ZM110 174V173H109ZM14 175H13V177H14ZM25 175V174H24ZM44 175V176H45ZM49 175V174H48ZM65 175H66V173H65ZM85 175V174H84ZM97 175V174H96ZM211 175V174H210ZM7 176V175H6ZM11 175H9V177H10ZM19 176V175H18ZM28 176V175H27ZM50 176V175H49ZM53 176V175H52ZM102 176V175H101ZM107 176V175H106ZM109 176V175H108ZM202 176H204V175H202ZM257 177H256V179H255V181L254 182H252V184L246 189V191H245V196L246 197H248V196H252V198H251V200L247 203V204H245L243 201V203L245 204L244 205V210L245 211H242V212H244L243 214V221H244V223L246 224V226H248V228H249V230H252L250 233H248V235L246 236V237H242L243 239H241V242H242V244L244 243V244H249V243H255V242H262V243H264V166L262 165V168H261V170L259 171V174L258 175H256ZM2 177H4V176H2ZM17 177V176H16ZM22 177V176H21ZM25 177V176H24ZM62 177H64V175L62 176ZM85 177V176H84ZM93 177V176H92ZM91 177V178H92ZM103 178H104V176H102ZM149 177V176H148ZM180 177V178H181ZM197 177V176H196ZM1 178V177H0ZM6 178V177H5ZM48 178V177H47ZM47 178H45V179H47ZM60 178V177H59ZM98 178V177H97ZM159 178V177H158ZM187 178V177H186ZM200 178H201V176H200ZM203 178V177H202ZM206 178H208V177H206ZM3 179V178H2ZM13 179H15V178H12V181L11 182H13ZM19 179H21L20 177H19ZM76 179V178H75ZM102 179V178H101ZM110 179V178H109ZM120 180L121 181V179H117V178H113V180ZM168 179H170V178H168ZM6 181L8 180H10L9 178H6L5 179ZM33 180V179H32ZM41 180V179H40ZM40 180H38L37 182L36 181H34L33 182V184L36 182L37 183V185L39 184V181ZM55 180V179H54ZM59 180V179H58ZM62 180H63V178H62ZM67 180H69V179H67ZM73 180V179H72ZM89 180V179H88ZM107 180H108V177H107ZM195 180V179H194ZM197 180H198V178H197ZM196 180V181H197ZM201 180H203V179H201ZM31 181V180H30ZM43 181V180H42ZM73 181H75V180H73ZM72 181V183H74ZM78 181V180H77ZM76 181V182H77ZM81 181H83V179L81 178ZM86 181V180H85ZM90 181V180H89ZM94 181V180H93ZM103 181V180H102ZM105 181V180H104ZM103 181V182H104ZM124 181H126V180H124ZM158 181V180H157ZM193 181V180H192ZM204 181V180H203ZM205 181H207V180H205ZM0 182H1V180H0ZM5 182V181H4ZM41 182V181H40ZM47 182H50V181H47ZM60 182H61V180H60ZM59 182V183H60ZM69 182V181H68ZM80 182V181H79ZM100 182V181H99ZM105 182H107V181H105ZM116 182V181H115ZM123 182V181H122ZM200 182V181H199ZM3 183V182H2ZM1 183V184H2ZM8 183V182H7ZM15 183H16V180H15ZM20 183V182H19ZM32 182H30V184H31ZM43 183H45V182H43ZM66 183H67V181H66ZM70 183V182H69ZM69 183H68V186H69ZM72 183H71V185H72ZM81 183V182H80ZM82 183H84V181L82 182ZM82 183L80 184V185H78V187L79 186H81L82 185ZM86 183V182H85ZM102 183V182H101ZM118 183V181L116 182V184ZM119 183H121V182H119ZM184 183V182H183ZM190 185L192 184V183H190V182H188ZM188 183H186V184H188ZM203 183V182H202ZM6 184V183H5ZM33 184H31V185H33ZM42 184V183H41ZM40 184V185H41ZM63 184V183H62ZM79 184V183H78ZM105 184V183H104ZM108 184V183H107ZM127 184H128V182H127ZM130 184V183H129ZM184 185V187L185 186H187V185ZM195 184V182H193V185ZM199 184V183H198ZM204 184H206V182L204 183ZM204 184L203 185H200V188H198V186H196V189L192 192V193H190L189 192V194H190V197L188 198V204H187V210L186 211H184V214H185V212H188L189 214V216L191 217V216H194V215H196V213H198V209L201 207V206H204V208H203V212H205V213H208V212H211V211H213L214 209H207L206 210V206H207V204H206V202H207V191H206V187L204 186ZM8 185V184H7ZM15 185V184H14ZM40 185H38V186H40ZM50 185V184H49ZM55 185H58V184H55ZM70 185V186H71ZM102 185H103V183H102ZM106 185V184H105ZM109 185V184H108ZM115 185V184H114ZM118 185V184H117ZM121 185V184H120ZM131 185H133V184H130V185H128V186H131ZM168 185H169V183H168ZM189 185V186H190ZM209 185V184H208ZM208 185H206V186H208ZM2 186H4V185H2ZM11 186H12V184H11ZM26 186H29V185H26ZM45 186V185H44ZM44 186H43V188H44ZM46 186H47V184H46ZM60 186V185H59ZM58 186V187H59ZM65 186V185H64ZM70 186H69V188L67 187V186H65V187H67L68 189H70ZM88 186V185H87ZM87 186H86V189H87ZM107 186V185H106ZM123 186H125V185H123ZM165 186V185H164ZM189 186H187L188 187V190H190V187ZM49 187V186H48ZM52 187H54V186H52ZM62 187V186H61ZM60 187V188H61ZM65 187H62L63 188V190H64V188ZM75 187H77L76 186V184H75ZM83 187H84V184H83ZM83 187H81V189L83 188ZM91 187H92V185H91ZM99 187V186H98ZM104 187V186H103ZM113 187V186H112ZM117 187V186H116ZM134 187V186H133ZM187 187L186 188H184L185 190H187ZM2 189H1V191L3 192L4 190H3V187H1ZM31 188H35V187H31ZM39 188H41V187H39ZM59 188V189H60ZM72 188H74V185L73 186H71V191L72 190H74V189H72ZM110 188V187H109ZM121 187H119L118 186V190H119V192H123V188H128L127 186L126 187H122L121 189H120ZM132 188V187H131ZM183 188V187H182ZM195 188V187H194ZM193 188V189H194ZM209 188V187H208ZM6 189V188H5ZM30 189V188H29ZM37 189V188H36ZM36 189H34V190H36ZM68 189H66V192H67V190ZM76 189V188H75ZM80 189V190H81ZM84 190H85V187L83 188ZM113 189V188H112ZM115 189V188H114ZM114 189H113V191H114ZM130 189V188H129ZM191 189H192V186H191ZM34 190L32 191V195H30L29 193H27V194H29L28 196L29 197H31L32 196V198L35 196V194H37V193H35L34 192ZM37 190H40V189H37ZM46 190H47V187H46ZM48 190H49V188H48ZM47 190V191H48ZM52 190V189H51ZM69 190V191H70ZM77 190V189H76ZM83 190V191H84ZM111 190V189H110ZM27 191V190H26ZM29 191V190H28ZM27 191V192H28ZM41 191H42V189H41ZM45 191V190H44ZM46 191V192H47ZM70 191V192H71ZM78 191V190H77ZM88 191V190H87ZM125 191V190H124ZM129 191V190H128ZM128 191H127V193H128ZM191 191V190H190ZM40 192V191H39ZM43 192V191H42ZM58 192V191H57ZM60 192V191H59ZM73 192H76V191H73ZM80 192V191H79ZM116 192H118L117 190H116ZM129 192H134V189L132 190V191H129ZM182 192H184V191H182ZM188 192V191H187ZM187 192H186V194H187ZM212 192H214V191H212ZM4 193H5V191H4ZM78 193V192H77ZM82 193V192H81ZM111 193H112V190H111V192H110V195H111ZM115 193V192H114ZM2 194V193H1ZM44 194H47V193H44ZM51 194V193H50ZM57 194V193H56ZM62 194H64V193H62ZM67 194V193H66ZM75 194V193H74ZM79 195L78 196H80V193H78ZM119 193H117V195H118ZM183 194V193H182ZM184 194H185V192H184ZM212 194V193H211ZM211 194L209 195V196H211ZM5 195H7V192H6V194ZM4 195V196H5ZM68 195V194H67ZM66 195V196H67ZM69 195H71V194H69ZM75 195H77V194H75ZM74 195V196H75ZM82 195V194H81ZM85 195V194H84ZM91 195H93V194H91ZM91 195H89V196H91ZM113 195V194H112ZM123 195V194H122ZM132 195V194H131ZM135 196H136V194H134ZM160 195V194H159ZM4 196H3V200H4ZM11 196V195H10ZM43 196V195H42ZM47 196H49V194L47 195ZM56 196V195H55ZM61 196H63V195H61ZM66 196H64V197H66ZM187 196H188V194H187ZM1 197V196H0ZM9 197V196H8ZM37 196H35V198H36ZM41 197V196H40ZM45 197H46V195H45ZM69 197V196H68ZM68 197H67V199H68ZM71 197H73V196H71ZM88 197V196H87ZM129 197H130V194H129ZM183 197V196H182ZM23 198V197H22ZM31 198V199H32ZM35 198H33L34 200H36L37 198H39V197H37L36 199ZM43 198V197H42ZM55 198H57V197H55ZM84 198V197H83ZM6 199H7V197H6ZM5 199V200H6ZM26 199H28V197L26 198ZM33 199H32V201H33ZM40 199V198H39ZM61 199H63V198H61ZM65 199V198H64ZM71 199V198H70ZM113 199V198H112ZM121 199V198H120ZM119 199V200H120ZM130 199H131V197H130ZM130 199L128 200V201H130ZM183 199H184V197H183ZM186 199H187V197H186ZM1 200V199H0ZM25 200V199H24ZM38 200V199H37ZM42 200V199H41ZM43 200H45V199H43ZM56 200L57 199H55V204L58 202V200H57V202H56ZM84 200V199H83ZM88 200V199H87ZM90 200V199H89ZM182 200V199H181ZM39 201V200H38ZM46 201V200H45ZM54 201V200H53ZM65 201V200H64ZM70 201V200H69ZM74 201H75V199H74ZM93 201V200H92ZM127 201V202H128ZM19 202V201H18ZM21 203L23 202V199H22V201H20ZM34 202H36V201H34ZM42 202V201H41ZM84 202V201H83ZM82 202V203H83ZM87 202H89V201H87ZM86 202V200H85V203H87ZM116 202V201H115ZM121 202V201H120ZM63 203H65V202H63ZM68 203V202H67ZM73 203V202H72ZM186 203V202H185ZM221 203H226V201H222ZM236 204L237 203H239L240 204V201L239 202H235ZM1 204V203H0ZM7 204V201L5 202V205ZM11 204V203H10ZM10 204H9V206H10ZM17 204V203H16ZM35 204H38V203H35ZM58 204H61V203H59L58 202ZM74 204V203H73ZM80 204V203H79ZM92 204V203H91ZM113 204V203H112ZM121 204V203H120ZM2 205H3V203H2ZM2 205H1V207H0V210L2 209ZM18 205V204H17ZM19 205H22V204H20L19 203ZM31 205V204H30ZM33 205H34V203H33ZM40 205V204H39ZM65 205H66V203H65ZM87 205V204H86ZM86 205H84V206H86ZM89 205H90V203H89ZM161 205V204H160ZM13 206H14V204H13ZM12 206V207H13ZM36 206V205H35ZM44 206V205H43ZM49 206H52V203H51V205H49ZM48 206V207H49ZM68 206V205H67ZM72 206V205H71ZM71 206H70V208H71ZM77 207H78V205H76ZM91 206V205H90ZM114 206V205H113ZM223 206V205H222ZM233 206V205H232ZM240 206V205H239ZM37 207V206H36ZM35 207V208H36ZM38 207H40V206H38ZM48 207H46V209H48ZM80 207H81V205H80ZM116 207V206H115ZM145 206H139V205H136V206H134L133 208H132V210H134L135 212H144L146 209L144 208ZM224 207V206H223ZM4 208V207H3ZM6 208V207H5ZM17 208V207H16ZM22 208V207H21ZM20 208V209H21ZM27 208V207H26ZM25 208V209H26ZM30 208V207H29ZM34 208V207H33ZM33 208H32V210H33ZM34 208V209H35ZM44 208V207H43ZM65 208V207H64ZM69 208V207H68ZM83 207H81V209H82ZM85 208V207H84ZM113 208V207H112ZM144 208V209H143ZM163 208V207H162ZM233 208V207H232ZM235 208V207H234ZM237 208H239L238 206H237ZM8 209H10V207L8 208ZM13 209V208H12ZM19 209V210H20ZM24 209V208H23ZM51 209V208H50ZM52 209L53 210H51V211H54L55 209L52 207ZM87 209V208H86ZM86 209H84V212L86 213ZM91 209H94V208H91ZM120 209V208H119ZM123 209V208H122ZM121 209V210H122ZM125 209V208H124ZM19 210H18V212H19ZM37 210V209H36ZM40 210H42V209H40ZM45 210V209H44ZM44 210H42V211H44ZM60 210V209H59ZM66 211H67V207H66V209H65ZM74 211L76 210L77 211V208H75V206H74V209H73ZM79 210H80V208H79ZM86 210V211H85ZM156 211H157V209H155ZM219 210H220V208H219ZM236 210H238V209H236ZM9 211V210H8ZM16 211V210H15ZM15 211L14 212H12V213H14V215H15ZM37 211H39V210H37ZM70 211H72L71 209H70ZM93 211V210H92ZM0 212H2V211H0ZM17 212V211H16ZM20 212H23L22 210H20ZM20 212H19V214H18V217H19V215H20ZM30 212V211H29ZM45 212V211H44ZM44 212H42V213H44ZM57 212V211H56ZM79 211H77L76 212V214L78 213ZM81 212V211H80ZM83 212V211H82ZM81 212V213H82ZM88 212V211H87ZM94 212H97V211H94ZM34 213H36V212H34ZM33 213V214H34ZM71 213V212H70ZM74 213V212H73ZM73 213H71V214H73ZM84 213V214H85ZM98 213V212H97ZM109 213V212H108ZM131 213V212H130ZM28 214V213H27ZM64 214H65V212H64ZM67 214H68V212H67ZM102 214V213H101ZM100 214V215H101ZM144 214V213H143ZM187 214V213H186ZM1 215H3V214H1ZM9 216H10V214H8ZM14 215H12V216H14ZM74 215H75V213H74ZM74 215H73V218H74ZM98 215V214H97ZM109 215V214H108ZM20 216H22V214L20 215ZM32 216V215H31ZM38 216H39V213H38ZM43 216V215H42ZM45 216H46V214H45ZM70 216V215H69ZM81 216V215H80ZM80 216H78L79 217V219H80ZM102 216V215H101ZM104 216V215H103ZM16 217V216H15ZM53 217V216H52ZM96 217V216H95ZM98 217V216H97ZM140 217V216H139ZM182 217V216H181ZM6 218V217H5ZM17 218V217H16ZM16 218H14V219H16ZM22 218H24L23 216H22ZM34 218V217H33ZM36 218V217H35ZM40 218V217H39ZM39 218H36V220L37 219H39ZM46 218V217H45ZM94 218V217H93ZM102 218V217H101ZM21 219V218H20ZM43 219V218H42ZM41 219V220H42ZM56 219V218H55ZM75 219H77V218H75ZM100 219V218H99ZM103 219V218H102ZM108 219H110V218H108ZM10 220V219H9ZM28 220V219H27ZM36 220L34 221V222H36ZM71 220H73V222L72 223H74V219H72L71 218ZM94 220V219H93ZM117 220V219H116ZM119 220V219H118ZM196 221L198 220V219H195ZM18 221V220H17ZM38 221V223H39V221L40 220H37ZM45 220H43V222H44ZM102 221V220H101ZM104 221L105 222H107V223H105V224H109V222L108 221H106V217H105V219H104ZM242 221V220H241ZM5 222V221H4ZM3 222V223H4ZM8 222V221H7ZM13 222H14V220H13ZM19 222H20V220H19ZM46 222V221H45ZM53 222V221H52ZM76 222H77V220H76ZM75 222V223H76ZM83 222V221H82ZM93 222V221H92ZM91 222V223H92ZM97 222V221H96ZM179 222V221H178ZM6 223V222H5ZM23 223V222H22ZM32 223V222H31ZM37 223V224H38ZM50 223V222H49ZM136 223H137V221H136ZM7 224V223H6ZM27 224V223H26ZM30 224V223H29ZM28 224V225H29ZM33 224V223H32ZM36 224V223H35ZM36 224V225H37ZM45 224V223H44ZM43 224V225H44ZM79 224V223H78ZM92 224H94V223H92ZM99 224V223H98ZM101 224H103V223H101ZM192 224V223H191ZM252 224H254V225H252ZM15 224H13V226H14ZM18 225V224H17ZM24 224H22V226H23ZM35 225V230H36V226ZM43 225H41V227L43 226ZM46 225H48V224H46ZM50 225V224H49ZM58 225V224H57ZM60 225V224H59ZM72 225V224H71ZM74 225V224H73ZM77 225V224H76ZM95 225H97V224H95ZM195 225V224H194ZM12 226V227H13ZM27 226V225H26ZM25 226V227H26ZM29 226H31V225H29ZM29 226H27V227H29ZM34 226V225H33ZM78 227H79V225H77ZM100 226H102V225H100ZM109 226H111V225H109ZM191 226V225H190ZM251 226V227H250ZM16 227V226H15ZM24 227V228H25ZM40 227V225L38 226V228ZM40 227V233H41V235H39L38 236V239L39 240H41V241H39L40 242V244L39 245H43V246H40V249H41V247L43 248L42 249V253L44 254V252H45V250H46V252H47V256H45V257H47L48 258V255L49 254H51V253H53L54 251H52V249H56V246L57 247H59V249L63 246L62 245V243H60V241H61V239H62V235H58L57 236V234H56V237L54 236V234H53V236H54V238H52V240H49V239H51L50 238V236L52 235V233H54V232H52L51 233V235L49 234L50 232H49V230H48V228H46V227H44L43 229ZM56 226H54V229L52 230V231H54V230H56V229H58V231L61 229H59V228H55ZM58 227V226H57ZM61 227V226H60ZM91 227V226H90ZM99 226H97V228H98ZM106 227V226H105ZM104 227V228H105ZM128 227V226H127ZM130 227V226H129ZM157 227V226H156ZM3 227L1 226V224H0V235H2V234H4V233H2V230L4 229H2ZM32 228V227H31ZM34 228H33V230H34ZM53 228V226L51 227V229ZM73 228V227H72ZM96 228V227H95ZM251 228V229H250ZM7 229V228H6ZM28 228H26L25 230H27ZM76 229V228H75ZM78 229V228H77ZM82 228H80V230H81ZM86 229V228H85ZM99 229H100V227H99ZM247 229V228H246ZM74 230V229H73ZM79 230V229H78ZM114 230V229H113ZM127 230V229H126ZM17 231V230H16ZM21 231V230H20ZM23 231V230H22ZM51 231V230H50ZM87 231V230H86ZM93 231V230H92ZM99 231V230H98ZM4 232H6V230L4 229ZM8 232V231H7ZM13 232V231H12ZM36 232H38V229H37V231ZM84 232V231H83ZM88 232V231H87ZM87 232H84V233H87ZM95 232V231H94ZM94 232L93 233H91V232H89L90 234H93V236H96V235H94ZM100 232V231H99ZM116 232V231H115ZM20 233V232H19ZM24 233V232H23ZM31 233V232H30ZM29 233V234H30ZM39 233V234H40ZM80 233V232H79ZM84 233H82V231H81V235L80 236H82V234H84ZM131 233V235H132V233L133 232H130ZM5 234H7V233H5ZM5 234L4 235H2L1 236V238L4 236L5 238H7L6 236H5ZM8 234H9V232H8ZM7 234V235H8ZM14 234V233H13ZM17 234V233H16ZM34 234H36V233H34ZM116 234V233H115ZM23 235H25V233L24 234H22V237H23ZM26 235H27V232H26ZM25 235V236H26ZM31 235H33L32 233H31ZM30 235V236H31ZM38 235V233L36 234V236ZM85 235V234H84ZM83 235V236H84ZM87 235H88V233H87ZM112 235V234H111ZM134 235V234H133ZM138 235V234H137ZM197 235V234H196ZM28 236V238L30 237L29 235H27ZM35 235H33L32 237H30L31 239L34 237ZM79 236V237H80ZM86 236V235H85ZM90 236V235H89ZM88 236V237H89ZM99 236V235H98ZM136 236V234L134 235V237ZM139 236V235H138ZM154 236V235H153ZM17 237H19V235H17ZM61 237V238H60ZM64 237V236H63ZM78 237V235H77V239L79 238ZM101 237V236H100ZM128 237H129V235H128ZM35 238V237H34ZM37 238V237H36ZM81 238V237H80ZM80 238H79V241H80ZM91 238V237H90ZM104 238V237H103ZM125 238V237H124ZM137 238V237H136ZM12 239H13V236H12ZM16 239V238H15ZM15 239H13V241L15 240ZM38 239H36V241H38ZM83 239V238H82ZM81 239V240H82ZM85 239V238H84ZM84 239L82 240L83 241V243L82 244H86V246L89 244V243H84ZM89 239V238H88ZM95 239V238H94ZM135 239V238H134ZM139 239V238H138ZM150 239V238H149ZM7 240V239H6ZM35 240V239H34ZM34 240H31V244H32V241H34ZM54 240V243L53 244H51L50 243V241H53ZM100 240V239H99ZM153 240V239H152ZM36 241H35V243H36ZM63 241V240H62ZM69 241H70V239H69ZM94 241V240H93ZM93 241H92V243H93ZM148 241V240H147ZM154 241H156V240H154ZM1 242V241H0ZM2 242H4V243H6V241H2ZM23 242V241H22ZM30 242V241H29ZM28 242V243H29ZM89 242H91V240L89 241ZM38 243V242H37ZM80 243H81V241H80ZM91 243V244H92ZM113 243V242H112ZM1 244V243H0ZM8 244V243H7ZM7 244H6V246H7ZM30 244V245H31ZM61 245V246H58V245ZM75 244V243H74ZM90 244V245H91ZM118 244V243H117ZM22 245H23V243H22ZM28 245V244H27ZM33 245H35V244H32V247L31 248H36V247H38V245L35 247H33ZM71 245V244H70ZM70 245H68V246H70ZM90 245H89V247H90ZM99 245V244H98ZM157 245V244H156ZM85 246V247H86ZM141 246V245H140ZM2 247V246H1ZM0 247V248H1ZM10 247V246H9ZM17 247V246H16ZM20 248H21V246H19ZM44 247H45V250H44ZM78 247H79V245H78ZM89 247H87V248H89ZM117 247V246H116ZM173 247V246H172ZM3 248V247H2ZM25 248V247H24ZM24 248H23V246H22V252L24 251ZM27 248H30V246L29 247H27ZM31 248H30V252H31ZM66 248V247H65ZM92 248V247H91ZM90 248V249H91ZM111 248V247H110ZM162 248V247H161ZM37 249H39V248H37ZM58 249V248H57ZM75 249V248H74ZM77 249V248H76ZM94 249H95V247H94ZM93 249V250H94ZM117 249V248H116ZM151 249V248H150ZM166 249V248H165ZM2 250V249H1ZM4 250V249H3ZM20 250V249H19ZM32 250H34V249H32ZM86 250V249H85ZM114 250V249H113ZM162 250V249H161ZM169 250V249H168ZM175 250V249H174ZM38 251V250H37ZM56 251V250H55ZM61 251V250H60ZM64 251V250H63ZM77 251H78V249H77ZM89 253H90V251L89 250H87ZM92 251V250H91ZM110 251V250H109ZM5 251H3L2 253H4ZM26 252V248H25V251H24V253ZM29 252V253H30ZM33 252V251H32ZM31 252V253H32ZM34 252H36V250L34 251ZM150 252H152V251H150ZM155 252V251H154ZM261 252V251H260ZM41 253V254H42ZM88 253V254H89ZM92 253V252H91ZM90 253V254H91ZM147 253H148V250H147ZM20 254V253H19ZM26 254V253H25ZM37 254V253H36ZM40 254V252H38V257L41 255ZM63 254V253H62ZM87 254V255H88ZM89 254V255H90ZM113 254H114V252H113ZM128 254V253H127ZM168 254V253H167ZM8 255V254H7ZM21 255V257H22V253L20 254ZM24 255V254H23ZM37 255H35L36 257H37ZM45 255V254H44ZM44 255H42L41 257H43ZM92 255V254H91ZM1 256V255H0ZM27 256V259L29 258L28 257V255H26ZM30 257L31 256H33V255H29ZM51 256V255H50ZM49 256V259L51 258ZM20 257V258H21ZM24 257V256H23ZM22 257V258H23ZM44 257V258H45ZM89 257V256H88ZM109 257V256H108ZM35 258V257H34ZM43 258V259H44ZM57 258H58V256H57ZM61 258V257H60ZM141 258V257H140ZM166 258V257H165ZM261 258L262 259H264V252H263V256H261ZM24 259V258H23ZM26 259V260H27ZM31 259V258H30ZM48 259V260H49ZM55 259V258H54ZM87 259V258H86ZM108 258H106V260H107ZM6 260V259H5ZM20 260V259H19ZM19 260H18V262H19ZM40 260V259H39ZM46 259H44L43 261H45ZM48 260H46V262L48 261ZM57 260V259H56ZM73 260H74V258H73ZM80 260H83V259H80ZM30 261V260H29ZM31 261H32V259H31ZM51 261V260H50ZM86 261V260H85ZM87 261H88V259H87ZM40 262H42V261H40ZM62 262V261H61ZM165 262V261H164ZM23 263H25L24 261H22V264ZM45 263V262H44ZM43 263V264H44ZM55 263V262H54ZM107 263V262H106ZM141 263V262H140ZM17 264H19V263H17ZM49 264V263H48ZM51 264H52V262H51ZM88 264V263H87ZM96 264H98V263H96Z\"/></svg>","mask_w":264,"mask_h":264}]
</instances>
